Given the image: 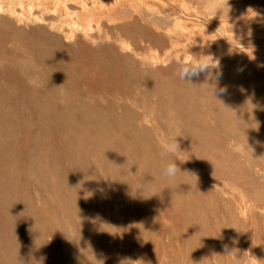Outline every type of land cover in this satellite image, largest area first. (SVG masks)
<instances>
[{
    "label": "rangeland",
    "instance_id": "rangeland-1",
    "mask_svg": "<svg viewBox=\"0 0 264 264\" xmlns=\"http://www.w3.org/2000/svg\"><path fill=\"white\" fill-rule=\"evenodd\" d=\"M41 261L264 264V0H0V264Z\"/></svg>",
    "mask_w": 264,
    "mask_h": 264
},
{
    "label": "clouds",
    "instance_id": "clouds-1",
    "mask_svg": "<svg viewBox=\"0 0 264 264\" xmlns=\"http://www.w3.org/2000/svg\"><path fill=\"white\" fill-rule=\"evenodd\" d=\"M216 62L217 61L214 60V58L211 55H203L201 57H198L196 59H191V60H178L177 61V65H178L177 75L180 80L192 83L191 81L194 78H198L201 74H206V75L211 76L213 73V70L218 69V64ZM219 75L220 73L217 71L213 79L218 80ZM224 92H226L225 88L217 89L214 85V90H213L214 96L223 94ZM169 116L171 118L170 122H171L172 127H174L177 130L182 129L183 122L177 116V114L174 111H170ZM176 137L174 139H171L164 145H162V151L160 152V156L162 159H167L169 157H172V159L169 161L166 168L164 169V175L168 178H174L178 172H181L180 168L178 167L176 163L177 159H175V154L180 152L178 150L179 144L176 140ZM233 243H236V241L233 240ZM225 252L227 253L226 255H229V256L237 254V250L235 249L229 252L227 245H225ZM41 264H42V261H41Z\"/></svg>",
    "mask_w": 264,
    "mask_h": 264
},
{
    "label": "bare ground",
    "instance_id": "bare-ground-1",
    "mask_svg": "<svg viewBox=\"0 0 264 264\" xmlns=\"http://www.w3.org/2000/svg\"><path fill=\"white\" fill-rule=\"evenodd\" d=\"M184 60V59H183ZM187 60V59H186Z\"/></svg>",
    "mask_w": 264,
    "mask_h": 264
}]
</instances>
